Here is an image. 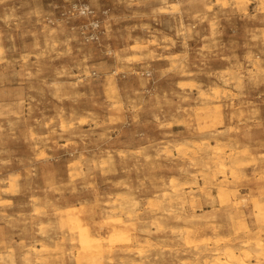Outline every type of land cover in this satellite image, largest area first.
Returning a JSON list of instances; mask_svg holds the SVG:
<instances>
[{
    "label": "clouds",
    "instance_id": "obj_1",
    "mask_svg": "<svg viewBox=\"0 0 264 264\" xmlns=\"http://www.w3.org/2000/svg\"><path fill=\"white\" fill-rule=\"evenodd\" d=\"M0 264H264V0H0Z\"/></svg>",
    "mask_w": 264,
    "mask_h": 264
}]
</instances>
